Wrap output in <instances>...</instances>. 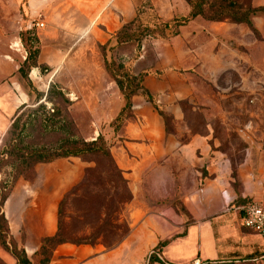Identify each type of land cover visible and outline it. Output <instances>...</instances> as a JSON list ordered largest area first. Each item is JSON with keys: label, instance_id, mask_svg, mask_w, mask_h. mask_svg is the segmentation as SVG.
Instances as JSON below:
<instances>
[{"label": "rangeland", "instance_id": "obj_1", "mask_svg": "<svg viewBox=\"0 0 264 264\" xmlns=\"http://www.w3.org/2000/svg\"><path fill=\"white\" fill-rule=\"evenodd\" d=\"M187 1L0 0V216L5 218L4 226L0 223L4 254L0 264H17L3 247V237L32 259L45 239L39 236L41 223L52 224L54 235L61 228L70 241L67 245L88 257L81 264H149L153 256L163 261L161 264H194L196 260L191 259L199 253L195 243L168 247L165 254L157 246L173 240L171 244L177 245L179 235L193 224L188 218L186 223L177 220L186 213L179 196L184 185L176 181L174 186L157 165L154 172L139 173L136 182L126 178L118 166L116 150L127 139L129 125L143 124L138 113L152 114L155 108L138 91L132 98L135 118L116 121L125 102L105 66L107 60L122 67L120 73L150 71L144 87L157 97L158 105L170 107L173 114L168 113V126L172 131L183 123L202 134L201 127L209 123H264V76L257 68H263L264 34L254 23L256 32L234 24L243 26L237 29L244 32L234 31L227 40L218 33L231 30V21L210 23L199 17L186 27L170 28L163 36L148 37L140 44L117 45L114 34L139 11L143 12L144 24L154 25L162 18L171 21L173 27V21L190 12ZM232 1L243 9L258 6V0ZM258 17L264 20V16ZM231 43L239 57L250 60L249 74L255 75L244 85L248 89L244 92L234 72H222L217 83L213 77L211 60ZM113 73L121 78L116 69ZM187 75L191 76L187 83L192 81L199 95L193 99L195 105L179 100ZM230 76L231 81L226 82ZM233 95H237L236 101ZM178 105L184 113L182 120L176 114ZM241 106L263 114H251L248 120L227 114V110ZM187 133L195 132L184 131L181 139L187 140ZM100 137L116 168L101 155L52 162H36L40 154L33 156L43 153L48 158L46 153L61 146L94 142ZM75 164L82 172L81 179L72 185L68 170ZM192 183L186 181L187 190ZM167 194L166 201L159 199ZM167 207L176 212L169 215L163 211ZM146 218L164 219L166 223H141ZM9 223H20L17 238L11 234ZM241 233L242 239L254 235L243 226ZM242 239L235 242L240 246L238 258L212 264H264V256L246 259ZM84 240L94 244H77ZM220 245L234 248L233 241ZM256 247L264 253L259 239ZM94 250L96 254L91 253ZM68 259L70 256L56 255L50 264Z\"/></svg>", "mask_w": 264, "mask_h": 264}, {"label": "crops", "instance_id": "obj_2", "mask_svg": "<svg viewBox=\"0 0 264 264\" xmlns=\"http://www.w3.org/2000/svg\"><path fill=\"white\" fill-rule=\"evenodd\" d=\"M258 6H264V0H258ZM253 23L264 34V20L255 17ZM237 28L244 27L233 24L231 30H227V28L225 32L218 34L228 40L233 36L234 31L242 30L244 32L243 29ZM238 43L242 44L239 40ZM232 47L233 43L229 44L228 48H225L224 51L220 50L214 56V60H211L215 68L213 77L217 83L222 72H234L238 74L237 79L239 78L241 83V92H244L243 90H248L244 85L251 81V76L255 75L249 74L250 60L244 56L239 57ZM259 67L258 65V71L264 76V61L263 68ZM188 76L183 79L185 81L182 92L179 93V100L195 105L193 99L199 95L195 92L193 82L187 83L188 78H191ZM231 79V76L228 77L226 82H230ZM234 96L237 95H233V100ZM238 108L239 110L237 108L227 110V114L237 116V118L247 117L246 120L251 114L258 117L263 114V112L259 113L260 111H251L247 107ZM164 109L167 113H172L169 106L165 105ZM138 114L142 117L143 124H130L127 129V139L120 146L118 145L116 150V159L120 170L126 178L136 182L139 179V173L154 172L156 171L155 165H157V170L163 171L165 179L171 181L174 186L176 181H180L184 186L179 192V196L186 213L178 215L177 220L178 223H186L185 219L188 218L189 223H193L179 235L178 238L181 241L179 240L177 245L171 244L175 240L171 241L162 248L163 253H166L168 247L175 249L181 248V244L195 243L199 245L196 246L199 253L191 261L199 260L205 264L238 257L240 246L236 247L235 242L236 239H242L243 212L241 209L249 201L264 204V134L258 133L259 131L264 132V123L249 125L240 122L209 123L201 127L204 134L197 128L183 123L180 126L183 128L184 125V129L181 130V127H178L167 133L165 123L157 110L152 114L149 111ZM176 114L180 120L183 119L184 113L179 105ZM184 131L195 133H187V140H183L181 133ZM187 136L184 134V137ZM147 140L150 142L147 143ZM173 165H176L177 169L175 166L173 168ZM81 172L82 167L77 164L68 170L72 185L81 179ZM187 180L194 181L190 190H187L185 186ZM136 192L137 190H135L137 196ZM224 193L228 199L224 198ZM167 197L168 194L159 199L166 201ZM163 211H167L169 215L176 212L173 207H167ZM141 223H166V221L158 218H146ZM46 224H40V237L46 238L54 235L52 224L49 226ZM9 229L14 238H17L20 223H9ZM246 237L249 238L246 239ZM246 237L242 240H244V248L248 255L257 250L256 243L259 238L255 234ZM230 241L234 243L232 249L220 245ZM91 253L96 254V250ZM56 255L70 256V259L62 264H81L88 258L82 250L67 244L59 246L54 256ZM1 256L4 254L0 246ZM173 260L186 262L190 259ZM173 260L171 261L174 262Z\"/></svg>", "mask_w": 264, "mask_h": 264}, {"label": "trees", "instance_id": "obj_3", "mask_svg": "<svg viewBox=\"0 0 264 264\" xmlns=\"http://www.w3.org/2000/svg\"><path fill=\"white\" fill-rule=\"evenodd\" d=\"M187 3L190 7V12L184 18L173 21V27H171L170 25L171 21H166L162 18H157V22L154 25L144 24V22H142L141 20L143 12L139 11L133 21L124 24L114 34L117 45L120 46L123 44H140L148 37L163 36L170 28L178 27L180 29L186 27L199 17L210 23L229 20L233 24L246 25L251 29V31L256 32L257 30L254 27L253 19L261 15L264 16V6H249L243 9L232 0H188ZM175 35L178 36V32ZM105 66L106 69L110 72L114 81L119 85L125 102L123 108L117 116L116 121L121 123L127 118H135L136 115L134 112H132V98L137 95L138 91H140L139 95L144 97L149 103L153 105L155 110H157L159 115L162 117L166 126L167 133H170L171 130L168 126L171 119L170 114L165 111L164 107L158 105L157 97L151 94L144 87V80L150 75V71L144 70L141 73L134 75L129 73L127 70L120 73V68L122 67L117 66L115 62H109L107 60L105 61ZM115 69L117 70L121 78L113 73V70ZM122 70L124 69L122 68ZM21 73H23V71H21ZM38 154H40V156L38 157V160L36 162H52L61 158L84 157L86 155H101L115 166L110 151L106 147L102 137L94 142H84L82 144L71 147L61 146L56 151L46 153V155H49L48 158H45L43 153H35L33 156H36ZM3 200L6 201L7 197H4ZM4 222V216H0V223L2 226H4ZM1 242L3 244V247L9 250L15 257V259L17 260V264H50L54 258V254L57 248L61 245L68 244L70 241L65 238V236L61 232V228L59 227V230L55 235L44 239L41 249L33 255L32 259L27 257L24 250H19L15 242L11 241L10 243H7L5 237L1 239ZM169 243V241H164L159 243L157 246L161 249L167 246ZM77 244L92 245L94 243L92 240H84ZM263 256V252L261 253L260 251L255 250L251 254L246 255V259H248V261L256 260L257 258ZM161 262L163 261H161L157 256H153L150 259L149 264Z\"/></svg>", "mask_w": 264, "mask_h": 264}, {"label": "built area", "instance_id": "obj_4", "mask_svg": "<svg viewBox=\"0 0 264 264\" xmlns=\"http://www.w3.org/2000/svg\"><path fill=\"white\" fill-rule=\"evenodd\" d=\"M40 26V24H38ZM224 198L228 196L224 193ZM243 212L242 226L252 231L264 244V204L256 201H249L241 209ZM194 264H203L196 260Z\"/></svg>", "mask_w": 264, "mask_h": 264}]
</instances>
